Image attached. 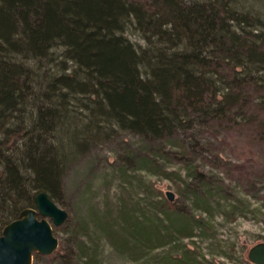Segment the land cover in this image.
<instances>
[{
    "label": "trees",
    "instance_id": "trees-1",
    "mask_svg": "<svg viewBox=\"0 0 264 264\" xmlns=\"http://www.w3.org/2000/svg\"><path fill=\"white\" fill-rule=\"evenodd\" d=\"M245 2L0 0V221L42 191L61 201L70 157L105 127L149 144L214 127L264 149V12ZM194 226L179 213L166 237L194 236ZM175 260L197 264L189 251Z\"/></svg>",
    "mask_w": 264,
    "mask_h": 264
},
{
    "label": "rangeland",
    "instance_id": "rangeland-1",
    "mask_svg": "<svg viewBox=\"0 0 264 264\" xmlns=\"http://www.w3.org/2000/svg\"><path fill=\"white\" fill-rule=\"evenodd\" d=\"M245 5L264 12V0ZM126 35L146 44L133 28ZM105 128L70 157L57 201L69 216L54 225L59 247L35 254L33 264H62L60 254L67 264H176L186 251L197 264H256L250 249L264 242V149L257 141L201 126L149 144L130 129ZM183 157L193 159L189 166L204 183L188 177L189 166L177 160ZM179 213L195 223L194 236L166 237Z\"/></svg>",
    "mask_w": 264,
    "mask_h": 264
},
{
    "label": "water",
    "instance_id": "water-1",
    "mask_svg": "<svg viewBox=\"0 0 264 264\" xmlns=\"http://www.w3.org/2000/svg\"><path fill=\"white\" fill-rule=\"evenodd\" d=\"M173 201L175 194L167 191ZM35 207L22 209L19 217L3 224L0 221V264H33L36 253L50 255L59 247L54 225H62L69 213L48 192L36 195ZM249 258L256 264H264V242L254 245Z\"/></svg>",
    "mask_w": 264,
    "mask_h": 264
}]
</instances>
